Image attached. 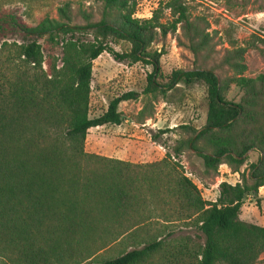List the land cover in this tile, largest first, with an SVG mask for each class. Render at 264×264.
<instances>
[{
	"label": "trees",
	"instance_id": "trees-1",
	"mask_svg": "<svg viewBox=\"0 0 264 264\" xmlns=\"http://www.w3.org/2000/svg\"><path fill=\"white\" fill-rule=\"evenodd\" d=\"M103 5L102 19L86 26L44 21L29 31L39 37L61 29L75 36L76 42L66 45L74 49V57L65 59L55 77L44 69L36 38L0 41V264H151V257L164 249L165 237L150 234L151 228H142L146 221L137 217L158 204L192 222L204 238L197 247L170 250L168 264H264V225L240 216L246 198L264 186V74L242 76L247 70L244 54L257 42L239 45L230 40L226 64L238 75L231 81L205 66L178 69L160 81L163 53L149 49L158 38L181 27L195 54L211 42L210 34L191 19L188 0L162 1L144 19L134 15L136 0H103ZM62 13L71 19L68 9ZM85 29L93 32V42L77 37ZM109 38L128 41L131 49L116 51ZM104 52L129 65L153 66L144 94L166 93L181 82L203 83L206 122L201 128L181 125L188 137L178 141L174 154L194 150L206 172L216 173L226 163L240 180L222 181L218 198L207 200L197 183L180 171L171 152L151 163L88 152L90 129L120 125V103L142 94L124 92L110 101L106 112L90 116L93 64ZM230 82L244 91L241 102L227 98ZM252 149L259 157L242 170ZM124 238L133 242L130 250L92 260Z\"/></svg>",
	"mask_w": 264,
	"mask_h": 264
},
{
	"label": "rangeland",
	"instance_id": "rangeland-1",
	"mask_svg": "<svg viewBox=\"0 0 264 264\" xmlns=\"http://www.w3.org/2000/svg\"><path fill=\"white\" fill-rule=\"evenodd\" d=\"M162 1L166 0H136L135 17L150 18ZM188 4L191 19L210 34L211 42L199 54H195L181 27L165 39L158 38L149 49L163 53L160 81L168 80L175 70L194 66L212 67L221 77L231 81L238 76L226 64V57L232 50V39H236L239 45H245V41L250 39L257 42L256 47L249 48L244 54L247 70L242 76L264 74V0H188ZM62 9H68L71 19L64 16ZM103 15V0H0V41L24 43L36 38L42 46L44 69L50 77H55L61 73L65 59L74 57V49L68 50L66 45L76 42L75 36L61 29L39 37L29 31L44 21L54 25L68 23L86 26L101 20ZM76 35L84 42L95 40L89 29L81 30ZM108 42L119 52L131 49V43L125 40L109 38ZM152 71L150 64L137 62L129 65L115 60L108 52L101 54L93 64L90 116L96 117L106 112L110 101L124 92L135 90L142 93L147 85V76ZM226 96L231 101L241 102L244 91L236 83L230 82ZM119 110L123 117L120 125L106 124L90 129L85 145L88 152L134 163L160 161L167 152H171V159L177 163L180 171L197 183L207 200L218 198L222 181L235 184L240 180V174L226 163L221 164L216 173L206 172L202 159L194 150L184 148L179 154H174L178 141L188 137L181 125L192 124L201 128L206 122L208 98L203 83L186 85L181 82L166 93H142L136 100L121 102ZM156 134L160 136L154 138ZM259 154L257 150H250L241 169H247L251 162L257 161ZM240 216L243 220L264 225V186L257 194H250L246 198ZM137 219L146 221L142 228H151L146 229L150 234H164L165 237L164 249L151 257V264H168L170 250L181 245L197 247L204 242L203 234L192 222L180 220L177 214L161 204L154 206L152 212L147 209ZM143 233L145 237L147 233ZM132 244L131 239L124 238L92 260L114 258L130 250ZM261 257L264 259V253Z\"/></svg>",
	"mask_w": 264,
	"mask_h": 264
},
{
	"label": "crops",
	"instance_id": "crops-1",
	"mask_svg": "<svg viewBox=\"0 0 264 264\" xmlns=\"http://www.w3.org/2000/svg\"><path fill=\"white\" fill-rule=\"evenodd\" d=\"M104 126V125H103ZM98 127H100V126H98Z\"/></svg>",
	"mask_w": 264,
	"mask_h": 264
}]
</instances>
